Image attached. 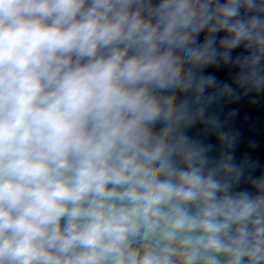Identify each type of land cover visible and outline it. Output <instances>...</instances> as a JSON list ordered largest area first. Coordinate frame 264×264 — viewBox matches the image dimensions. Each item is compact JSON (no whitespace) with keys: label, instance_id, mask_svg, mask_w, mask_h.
I'll return each instance as SVG.
<instances>
[{"label":"clouds","instance_id":"9594fccd","mask_svg":"<svg viewBox=\"0 0 264 264\" xmlns=\"http://www.w3.org/2000/svg\"><path fill=\"white\" fill-rule=\"evenodd\" d=\"M261 93L264 0H0V264H264Z\"/></svg>","mask_w":264,"mask_h":264},{"label":"water","instance_id":"95a60500","mask_svg":"<svg viewBox=\"0 0 264 264\" xmlns=\"http://www.w3.org/2000/svg\"><path fill=\"white\" fill-rule=\"evenodd\" d=\"M239 51L240 49L236 50V52ZM236 52L233 54L235 55ZM206 74H212L221 80L230 81V74L226 70L209 68L206 70ZM234 109L237 111L229 119V124L241 134L240 143L235 150L237 158L249 154L264 165V93L249 94L235 102L224 100L214 110L219 112L221 119H225ZM201 127L197 125L193 131L198 132ZM209 140L213 144L217 143L215 136L209 137ZM241 187H246V185H241Z\"/></svg>","mask_w":264,"mask_h":264}]
</instances>
